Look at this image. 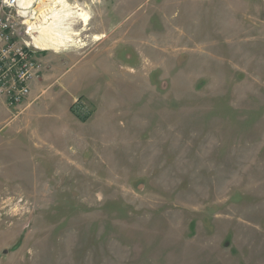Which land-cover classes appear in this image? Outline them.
I'll return each instance as SVG.
<instances>
[{"label": "rangeland", "instance_id": "rangeland-1", "mask_svg": "<svg viewBox=\"0 0 264 264\" xmlns=\"http://www.w3.org/2000/svg\"><path fill=\"white\" fill-rule=\"evenodd\" d=\"M65 2L0 101V264H264L262 0Z\"/></svg>", "mask_w": 264, "mask_h": 264}, {"label": "built area", "instance_id": "built-area-1", "mask_svg": "<svg viewBox=\"0 0 264 264\" xmlns=\"http://www.w3.org/2000/svg\"><path fill=\"white\" fill-rule=\"evenodd\" d=\"M26 0H0V101L8 108L20 105L29 95L44 66L34 45L35 30H30L24 13ZM37 2V1H36ZM263 21H264V0Z\"/></svg>", "mask_w": 264, "mask_h": 264}, {"label": "bare ground", "instance_id": "bare-ground-1", "mask_svg": "<svg viewBox=\"0 0 264 264\" xmlns=\"http://www.w3.org/2000/svg\"><path fill=\"white\" fill-rule=\"evenodd\" d=\"M25 3L26 7L31 8L29 13L26 12L24 15L29 17L27 22L30 26V30H35L36 35L32 36L35 47L42 51H54L57 50V48L63 46L67 39H65L63 36V31L61 32L59 30L61 29L59 28V25H61L59 23L64 17H67L69 13H73H71V8L65 2V0H26ZM36 8H39L41 12L38 13ZM69 10L70 12L68 14H61V12L65 13ZM76 15H78V18L81 19L84 25H87V22L89 21V15L85 10H79ZM31 20L34 21L30 22ZM42 23L43 26H41ZM40 26L41 28L37 29Z\"/></svg>", "mask_w": 264, "mask_h": 264}, {"label": "crops", "instance_id": "crops-1", "mask_svg": "<svg viewBox=\"0 0 264 264\" xmlns=\"http://www.w3.org/2000/svg\"><path fill=\"white\" fill-rule=\"evenodd\" d=\"M31 86H32V84H31ZM1 103H2V101H1Z\"/></svg>", "mask_w": 264, "mask_h": 264}]
</instances>
